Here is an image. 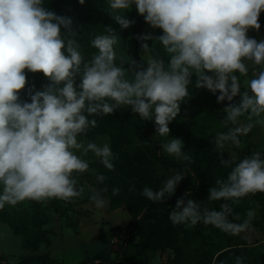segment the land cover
Wrapping results in <instances>:
<instances>
[{"label": "clouds", "instance_id": "obj_1", "mask_svg": "<svg viewBox=\"0 0 264 264\" xmlns=\"http://www.w3.org/2000/svg\"><path fill=\"white\" fill-rule=\"evenodd\" d=\"M85 0H79L83 5ZM107 11L121 29L135 23L125 13L134 5L139 16L162 34L139 37L143 63L117 64L118 33L105 28L95 35L86 58L79 35L69 17L47 9L45 0H0V209L26 200L52 199L71 202L81 198L85 187L79 175L95 174L98 183L106 176L90 169L82 158L88 153L109 171H115L118 157L108 143L85 142L94 117L111 115L130 108L143 121H154L156 134L170 136L169 124L179 115L189 96V85L206 89L224 107L226 132L217 133L214 143L222 150L221 165L229 169L208 189V201H224L219 210L203 206L186 192L169 214L173 225H212L238 236L247 231L255 212L237 223L232 203L256 193H264V156L260 151L237 159L226 144L241 147V137L259 125L264 128V40L249 37L259 31L264 0H106ZM61 28L64 31H61ZM158 43L167 61L153 52ZM27 72L42 73L49 81L36 90L28 89L30 102L21 100L28 84ZM195 77V79H193ZM77 81H79L77 83ZM245 91L241 92V84ZM241 102L234 104V97ZM91 117V119H90ZM246 121V122H245ZM184 142L172 137L161 144L162 151L177 160L192 162L183 150ZM77 153H80L78 155ZM177 172L154 190L145 186L140 193L149 201L164 202L184 178ZM132 189H130L131 191ZM120 188L112 190L119 195ZM89 199L97 208L105 207L101 192L93 190ZM232 202V203H228ZM234 220H241L239 214ZM244 257L235 264H244Z\"/></svg>", "mask_w": 264, "mask_h": 264}, {"label": "rangeland", "instance_id": "obj_2", "mask_svg": "<svg viewBox=\"0 0 264 264\" xmlns=\"http://www.w3.org/2000/svg\"><path fill=\"white\" fill-rule=\"evenodd\" d=\"M50 2L51 0H45L44 6L47 9L63 13L64 7L49 8ZM74 7L77 9L75 11L77 21H74L73 28L79 34L77 39L81 43V50L85 49L83 54L86 58L96 51L90 44L91 35L104 33L105 28H113L119 37L115 48L117 64L123 62L127 68L130 61H136L147 67L146 62L142 61L146 54L135 41L134 24L127 29H121L107 11L106 0H85L83 5L77 0ZM137 15L134 5L125 13V16L133 21ZM146 34H151L155 38L162 34V30L153 29L146 23L141 36ZM248 35L257 41L264 40V33L258 34L253 29L249 30ZM149 41L153 43V40ZM155 44L163 49L158 43ZM164 58L167 61L166 54ZM26 74L28 84L21 92V100L30 102L28 89L35 86L36 90H42L49 81L42 73H31L26 70ZM243 91L245 88L242 83L241 92ZM218 95V92L214 95L206 89H195L194 83L190 84L189 96L182 102L179 115L169 124L170 136L158 135L161 144L172 137L180 138L184 142L183 150L190 154L192 162L179 161L185 163L188 170L167 166L157 158L154 145L141 130L142 127L156 126L154 121L141 120L130 108L117 109L111 115L94 117L97 120V127L90 129L86 136L81 137L85 142L92 141L98 145L108 143L118 157L114 161L115 171L105 169L92 153L82 157L89 162L90 169H95L97 173L106 176L103 183H98L95 174L90 171L79 175V184L85 187V193L81 198H75L71 202L57 199L45 202L26 200L24 208L17 205L5 207L16 224L22 225L24 220L21 218H27L26 226L29 230L38 232L40 230L38 226L41 229L45 228L49 232L48 238L55 224L58 228L71 226L77 231L89 224L104 228L107 231L106 242L109 243L107 251L111 258H120L121 264H214L216 256L227 249H247L252 255L258 253L264 257V193L250 194L236 203L228 202L232 203L234 210L229 220L234 222L239 223L246 218V213L250 209L255 212L251 227L238 236L224 233L202 222L194 227L173 225L169 220V214L175 208L177 201H174L158 205L153 214L148 216L146 222L150 231L146 240L137 236L126 249L122 248L128 223L139 215L145 203L150 202L140 194L145 186L156 190L167 178L179 172L185 176L176 191L192 190L190 198L216 210L224 203L206 200L208 189L215 185L217 179L225 178L229 171L221 165L222 150L216 149L214 143L217 133L228 130L222 121L223 109L229 102L217 103ZM240 102L239 95L232 101L234 104ZM240 139L242 142L240 148L231 143L226 144V149L223 150L225 159L229 157L228 152L234 153L237 159L250 156L255 151H260L264 156V128L257 125L247 136ZM161 152L166 157L176 159L162 150ZM115 187L120 188L119 195L112 194ZM195 187L198 188V192H195ZM93 190L101 192L102 198L106 201L105 207L97 208L89 199ZM21 210L24 212L14 215V212ZM237 214L241 220H234ZM0 234L7 237L5 243L13 247L11 253H17L18 248L21 250L19 247L21 238L14 234L9 223L1 215ZM101 244H104L103 241H98L96 249L101 250ZM16 246L18 248H15ZM79 253L77 251L70 255L77 259ZM1 255L6 260L16 262L12 261L15 257Z\"/></svg>", "mask_w": 264, "mask_h": 264}, {"label": "trees", "instance_id": "obj_3", "mask_svg": "<svg viewBox=\"0 0 264 264\" xmlns=\"http://www.w3.org/2000/svg\"><path fill=\"white\" fill-rule=\"evenodd\" d=\"M77 4V0H51L49 3V8L51 7H64L63 13L57 12L56 14L59 16H65L72 19L73 24L74 21H77V9L74 7V5ZM259 23L261 25L259 31L256 32L258 34L264 33V11L261 12L259 17ZM145 21L142 16L137 15L134 23V37L135 41L141 46L142 43L146 42L149 44V46H152V42L148 41H142L139 39L141 37L143 28L145 26ZM63 28H61L62 30ZM74 30V28H73ZM77 32V30H74ZM95 35H98L97 33H93L91 37L93 38ZM85 52V49H83ZM82 51V52H83ZM83 52V53H84ZM159 54L161 57H165V53L163 52V49H160L157 44H154L153 46V54ZM165 59V58H164ZM142 132L146 134L151 141V143L154 145V150L156 151L157 158L164 163L167 166L171 167H179L184 170H188V166L180 162L179 160L172 159L170 157H166L162 154L161 150V143L158 135L156 134V126L150 127V128H141ZM198 188L195 187V192H198ZM192 190H178L176 191L171 197L167 198L164 202H147L145 203L142 210L139 212V215H137L135 218H133L127 225L125 230V237H124V244L123 249H126L130 244H132V241L137 237L141 236L142 239L145 238L147 233L150 231L149 227L147 228V222L146 219L149 215H152L155 208L160 204H170L174 201H177L179 198L184 197L186 192H190ZM26 201L18 203L17 206L19 208L26 207ZM24 211L21 210V212H14V215H18L20 213H23ZM28 213V212H26ZM0 215L9 223V226L12 228L13 232L17 235H20L22 237L23 246L26 249H29L30 251H37L38 248L45 244L48 246L51 243L52 235L54 233L52 229V234L50 238L49 232L47 229L42 228L38 226L37 231H31L26 226L27 224V218H21L24 220V223L22 225L16 224V222L13 220L10 212L7 210L6 207L1 209ZM12 221V222H11ZM71 227V226H70ZM148 242V241H147ZM238 256H243L244 264H264V257H261L260 254L256 253V255H252L251 252L247 249H227L225 251L220 252L216 258L214 264H235V258ZM0 264H53V262L50 261L48 255H27L22 256L18 261L11 262L9 260H6L4 256H0ZM81 264H121V259L111 258L108 251L102 252L99 255H97L95 258L84 261Z\"/></svg>", "mask_w": 264, "mask_h": 264}, {"label": "crops", "instance_id": "obj_4", "mask_svg": "<svg viewBox=\"0 0 264 264\" xmlns=\"http://www.w3.org/2000/svg\"><path fill=\"white\" fill-rule=\"evenodd\" d=\"M53 235L51 243L46 246L42 245L37 251H30L29 249L24 248L22 237L21 238L20 248L17 246V253H11L13 247L8 243H5L7 237L0 234V255H9L13 258L12 261H18L22 256L27 255H48L49 259L53 264H81L84 261L91 260L95 258L102 252H105L109 248L108 241L106 242L107 231L104 228H99L95 224L89 226L81 227L78 231L70 226H61L57 227L56 224L53 228ZM98 241H103L104 244H101L102 249H96ZM79 251L77 254V259H74L73 255H70L73 252ZM62 255V257L60 256Z\"/></svg>", "mask_w": 264, "mask_h": 264}]
</instances>
